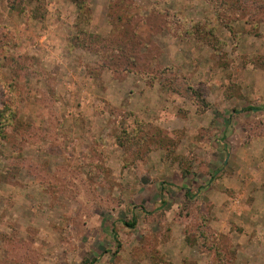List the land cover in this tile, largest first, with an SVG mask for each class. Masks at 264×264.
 <instances>
[{"label": "rangeland", "instance_id": "rangeland-1", "mask_svg": "<svg viewBox=\"0 0 264 264\" xmlns=\"http://www.w3.org/2000/svg\"><path fill=\"white\" fill-rule=\"evenodd\" d=\"M4 104L0 264H264V0H0Z\"/></svg>", "mask_w": 264, "mask_h": 264}, {"label": "trees", "instance_id": "trees-1", "mask_svg": "<svg viewBox=\"0 0 264 264\" xmlns=\"http://www.w3.org/2000/svg\"><path fill=\"white\" fill-rule=\"evenodd\" d=\"M186 92L187 94H194V95H200L199 91L193 89L191 86H188L186 88ZM203 103V106L205 105L204 100L202 99L201 101ZM208 107V106H207ZM205 105V108H207ZM248 109H253L252 107H247ZM204 110V109H201ZM16 115L14 110L7 104H4V107H2L1 111H0V137H4L6 136V132H5V128L6 127H11L12 129H16L18 124H20L18 121H16ZM124 135L123 137V141H121L122 143L124 142V140H130V138H135V136H131L130 133H126V132H122ZM120 139V138H119ZM189 170L188 168L184 167L181 170V177H185L187 175H189ZM183 200H182V204L185 205V207L187 206L188 202H189V198H190V192L188 189H184V195H183ZM134 221L132 220L131 223H126L127 226H133ZM211 236V234H208L205 232V230L202 227H196L195 230H190V229H184V239L185 242L187 244H193V242H196L197 245H200L201 243H205L206 240L209 239V237ZM195 237V240H194ZM200 242V243H199ZM201 246V245H200ZM93 260H90V263H93Z\"/></svg>", "mask_w": 264, "mask_h": 264}, {"label": "crops", "instance_id": "crops-1", "mask_svg": "<svg viewBox=\"0 0 264 264\" xmlns=\"http://www.w3.org/2000/svg\"><path fill=\"white\" fill-rule=\"evenodd\" d=\"M194 187H195V185H194ZM172 237H173V235H172ZM175 238H173V239L170 238L169 240H167L165 242V244H160L159 245L162 248L161 249V253H163L165 255V253L168 252L169 250L172 251V252H173V250L175 251V249L178 248V247H174L175 244H178V246L180 248V251H184L185 249L181 250V248H185V246H186L187 249L189 248L188 250H191V247L184 242V236H183L182 233L180 235H177Z\"/></svg>", "mask_w": 264, "mask_h": 264}]
</instances>
